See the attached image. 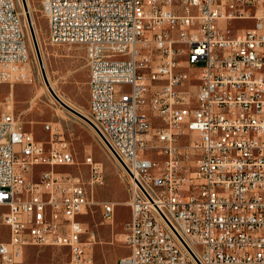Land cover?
<instances>
[{"label":"built area","instance_id":"2783aa9c","mask_svg":"<svg viewBox=\"0 0 264 264\" xmlns=\"http://www.w3.org/2000/svg\"><path fill=\"white\" fill-rule=\"evenodd\" d=\"M38 1L48 42L84 49L85 117L130 179L119 264H264V0ZM29 62L15 0H0V85L30 81ZM44 129L47 142L0 102V263L36 246L90 264L92 190L55 173L76 159Z\"/></svg>","mask_w":264,"mask_h":264},{"label":"rangeland","instance_id":"374dc122","mask_svg":"<svg viewBox=\"0 0 264 264\" xmlns=\"http://www.w3.org/2000/svg\"><path fill=\"white\" fill-rule=\"evenodd\" d=\"M28 2L30 17L35 30L46 74L53 87L69 107L86 116L88 113L89 87L88 64L82 46H53L48 42L47 21L40 12L38 0ZM23 27L27 31L30 53V81L13 86L0 85V102L11 100L14 114L20 119L25 131L33 133L35 139L47 142L50 135L45 131L46 123L56 124L69 143L76 165L55 168V173L75 183H84L92 190V205L81 220L86 234L83 242L92 246L88 251L90 264H119L129 255L124 243V226L130 220L131 184L120 164L101 142L94 129L75 116L53 97L42 74L32 41L28 15L23 0H15ZM248 25L241 22L240 27ZM181 145H186L182 142ZM91 156L103 170V184L89 185L90 167L85 164ZM194 165V162H191ZM46 169V168H44ZM42 168H36L34 178ZM116 204L112 221L104 219L103 205ZM1 264V263H0ZM17 264H72L69 251L56 247L31 246L26 249Z\"/></svg>","mask_w":264,"mask_h":264},{"label":"water","instance_id":"95a60500","mask_svg":"<svg viewBox=\"0 0 264 264\" xmlns=\"http://www.w3.org/2000/svg\"><path fill=\"white\" fill-rule=\"evenodd\" d=\"M23 3H24V6H25V10L27 12V15H28V21H29V26H30V33H31V37H32L33 44H34V48L36 50V54H37V57H38V61H39V64H40V67H41V70H42V74H43V77H44V80H45L46 85L49 86V83H48L47 77H46L45 68H44V65H43V60H42L41 53H40V49H39V44H38V41H37V37H36V34H35V30L33 28V24H32V21H31L30 14H29V10H28L27 4H26V0H23ZM49 91L51 92V94L53 95V97L59 102V104L62 107H64L66 110H68L69 112H71L75 116H77L80 119H82L83 121H85L92 128L94 127L92 125V123L84 115H82L81 113L77 112L76 110L72 109L71 107H69L68 105H66L65 103H63L57 97V95L54 93V91L51 88H49Z\"/></svg>","mask_w":264,"mask_h":264},{"label":"bare ground","instance_id":"6f19581e","mask_svg":"<svg viewBox=\"0 0 264 264\" xmlns=\"http://www.w3.org/2000/svg\"><path fill=\"white\" fill-rule=\"evenodd\" d=\"M28 2H26V4H27ZM27 7H28V10H29V6H28V4H27ZM29 13H30V11H29ZM44 65V64H43ZM31 67H30V64H29V69H30ZM46 77H47V81H48V83H49V86H47L46 85V87L49 89V88H51L53 91H54V93L57 95V97L63 102V103H65L66 105H67V102L60 96V95H58L57 93H56V91H55V88L53 87V84L51 83V80L49 79V76H48V74H46Z\"/></svg>","mask_w":264,"mask_h":264}]
</instances>
